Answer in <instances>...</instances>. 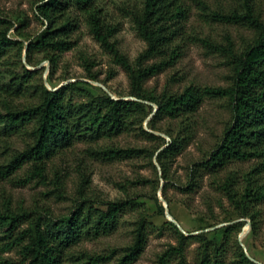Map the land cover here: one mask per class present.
Instances as JSON below:
<instances>
[{
    "label": "trees",
    "instance_id": "trees-1",
    "mask_svg": "<svg viewBox=\"0 0 264 264\" xmlns=\"http://www.w3.org/2000/svg\"><path fill=\"white\" fill-rule=\"evenodd\" d=\"M100 0H42L36 6V14L47 26L29 41L26 61L35 66L37 53L51 62L56 70L62 55L74 46L72 34L78 23L72 17L77 12L86 18L90 32L108 50L114 61L130 79L128 97L111 94H94L79 82H69L56 89L46 86L40 77L35 82L38 69H29L22 62L24 72H19V63L11 60L10 52L20 41L10 35L14 30L22 35L28 22L16 24L0 11V62L8 68L9 83L0 84V132L22 139L23 146L15 148L9 157L0 160V180L15 184H54L45 195L55 194L64 198V174L58 168L48 167L49 162L63 151L84 142L87 153L99 159H131L148 155L149 148L120 146L104 140L130 131L139 130L147 138L156 135L144 128V123L153 112L146 101L157 105L151 117L169 116L178 118L198 110L206 97L225 98L231 117L222 137L209 153L195 162L191 171L190 187L197 185L200 170L211 174L212 185L227 195L242 217H250L253 229H257L255 202L264 197V186L255 180L258 168L246 174L243 187L237 185V176L221 171L233 161H245L264 154V18L249 6L241 13L212 11L219 21L238 22L253 29L254 36L241 49L235 50L232 43L218 46L227 52L232 68L231 82L227 86L189 85L181 92L169 89L156 94L145 87L146 80L175 65L182 51L179 40L184 34V23L189 16L191 3L187 0H145L144 6L134 15L139 35L146 41V48L135 59H130L111 41L115 27L107 23L99 5ZM208 10L204 0H193ZM22 48L20 52L22 54ZM20 56L22 57L23 55ZM90 78L98 79L89 71ZM32 88V91H31ZM154 129L153 126H151ZM176 136L159 153V157L178 154L182 147ZM153 155V153H152ZM163 164H165L163 162ZM82 179L77 197L69 213L56 214L51 206L35 201L25 204L14 200L11 194L0 195V253L15 251L14 258H4L1 264H99L104 256L77 252L74 248L84 238L113 233L120 224L122 214L137 208L131 198L109 200L100 207L86 194ZM164 211V206L159 205ZM177 236L175 244L161 252L153 264H189L187 250L191 242L199 243L194 264H226L225 253L231 244L234 232H239L244 222L222 228L224 240L218 242L206 233L182 231L171 223ZM147 245V221L139 218L133 229V239L124 248L114 264H132ZM232 264H259L252 260L236 241Z\"/></svg>",
    "mask_w": 264,
    "mask_h": 264
},
{
    "label": "rangeland",
    "instance_id": "rangeland-1",
    "mask_svg": "<svg viewBox=\"0 0 264 264\" xmlns=\"http://www.w3.org/2000/svg\"><path fill=\"white\" fill-rule=\"evenodd\" d=\"M42 0H0L1 13L14 22L27 21L28 26L22 35L14 30L10 35L20 41L10 52L11 60L19 63V72H24L23 64L29 69L40 70L36 81L43 79L48 88L56 89L69 82H79L94 94L108 93L114 97L130 91V79L123 68L117 64L113 55L106 50L89 30L86 18L73 12L71 15L78 23L72 34L74 46L66 51L56 70L43 54L35 55L36 65L26 61L27 46L46 26V22L36 14V6ZM208 10L187 0L189 16L184 23V34L178 41L182 54L175 65L149 77L145 87L159 94L165 89L181 92L187 86H227L231 82L232 68L227 52L219 49L229 42L235 50H241L254 36L249 26L238 22H224L216 19L212 11L238 10L245 12L249 6L256 9L264 18V0H204ZM145 4V0H100L99 5L107 23L115 27L114 36L119 49L130 59H135L146 48V41L139 35L134 15ZM22 48V54L20 52ZM23 55L22 57L20 56ZM8 68L0 62V84L11 81ZM96 73L98 79L90 78L88 73ZM32 91V88H31ZM153 109L144 123V128L156 135L147 138L137 131L125 132L110 142L120 146L149 148L148 155L131 159L104 160L90 156L84 142L56 155L48 167L58 168L64 174V198L55 194L45 195L54 184L44 185L36 181L28 184H15L0 180V195L11 194L16 201L31 204L35 201L51 206L56 214L69 213L77 189L82 179L87 178L84 190L88 197L100 207L109 200L131 198L138 206L126 210L118 228L111 234L84 238L74 248L77 252L100 254L99 264H114L123 254L124 248L133 239L136 221L142 216L147 221V245L144 252L132 264H153L157 256L169 244L177 242L171 223L189 233H206L218 242L224 240L222 228L244 222L239 232H234L231 244L225 253L226 264H232L235 257L236 241L245 249L247 255L264 264V197L254 203L257 229L254 231L250 217L240 216L224 192L212 185V177L207 171L200 170L196 176L197 185L190 187L191 171L195 162L202 160L222 137L231 113L225 98L206 97L197 111L178 118L169 116L153 117L157 105L147 101ZM0 112L4 110L0 107ZM154 127V129L151 128ZM179 136L182 149L178 154L160 158L159 153ZM23 146L22 139L7 136L0 132V160L9 157L15 148ZM153 153V155H152ZM163 162L165 164H163ZM254 168L259 172L255 186H264V154L245 161H233L220 175L229 172L237 176V185L243 187L246 174ZM164 206L162 212L159 205ZM197 241L191 242L187 250L189 264H194ZM15 251L0 253L4 258H14ZM1 264V263H0ZM64 264H75L72 260Z\"/></svg>",
    "mask_w": 264,
    "mask_h": 264
},
{
    "label": "water",
    "instance_id": "water-1",
    "mask_svg": "<svg viewBox=\"0 0 264 264\" xmlns=\"http://www.w3.org/2000/svg\"><path fill=\"white\" fill-rule=\"evenodd\" d=\"M147 102V101H146ZM177 225H178V223L176 222V221H174ZM179 226V225H178ZM180 227V226H179ZM182 230V229H181ZM183 231V230H182ZM185 232V231H184ZM251 258V257H250ZM252 260H254L255 262H257V263H259V264H263V263H261V262H259V261H257V260H255V259H253V258H251Z\"/></svg>",
    "mask_w": 264,
    "mask_h": 264
}]
</instances>
